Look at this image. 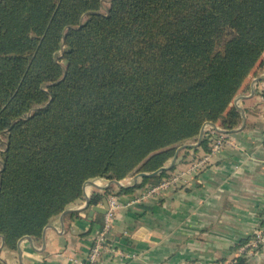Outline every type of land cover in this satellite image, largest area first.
Returning <instances> with one entry per match:
<instances>
[{"label":"trees","instance_id":"obj_1","mask_svg":"<svg viewBox=\"0 0 264 264\" xmlns=\"http://www.w3.org/2000/svg\"><path fill=\"white\" fill-rule=\"evenodd\" d=\"M105 1L0 0V237L10 250L41 237L89 180L153 173L206 122L238 127L234 99L264 68V0ZM217 134L200 145L210 151ZM186 147L182 157L197 158ZM174 169L94 191L90 204L135 196Z\"/></svg>","mask_w":264,"mask_h":264},{"label":"crops","instance_id":"obj_2","mask_svg":"<svg viewBox=\"0 0 264 264\" xmlns=\"http://www.w3.org/2000/svg\"><path fill=\"white\" fill-rule=\"evenodd\" d=\"M234 103L241 111V124L232 130L213 124L227 136L229 144L211 155L200 170L187 171L211 151L200 145L201 134L197 142L185 144L196 148L193 152L197 158L188 161L178 152L172 173H184L185 178L175 188L146 198L141 197L145 192L142 189H137L135 196L118 197L121 206L116 210L109 239L115 247L137 256L108 253L98 264L212 263L241 256L246 258L245 264H264V248L255 255L241 253V246L264 221V68H257L249 76ZM139 174L121 181L89 180L83 198L53 218L41 237L21 238L16 249L6 248L0 237V264L85 263L105 217L97 211L91 214L94 205L87 199L94 191L104 193L112 184L133 186L141 181Z\"/></svg>","mask_w":264,"mask_h":264},{"label":"built area","instance_id":"obj_3","mask_svg":"<svg viewBox=\"0 0 264 264\" xmlns=\"http://www.w3.org/2000/svg\"><path fill=\"white\" fill-rule=\"evenodd\" d=\"M213 129H214V125L209 122H206L202 130V136L204 133H207L210 130L212 131ZM228 144H229V139L225 134L219 133L215 135V137L212 139V145H211L212 147L210 153L201 160L197 161V163H195L191 168H189L188 169L189 172L192 173L200 170L201 166H204L209 161L211 155L222 151L224 147ZM183 178H185V176L182 174L174 175L170 179L162 182L160 185L153 186L148 190H145V192L141 197L146 198L151 195H156L163 190H167L169 188H175V185H177L178 182L181 183ZM108 201H109V207L107 212L105 213L103 225L100 228V230L96 233L95 238L90 246V251L89 254L87 255V260L83 264H98L100 262V259L105 254L108 253L120 254L121 256L127 258H135L137 256L135 253H128L122 249H119L118 247H115L113 243L109 240V233L115 223L116 210L121 206V203L119 201V198L116 197L115 195H109ZM262 248H264V226H260L255 232V237L251 238L247 243L241 246V253L255 255ZM236 263H237V259L231 261H217L212 263H206L202 260H189L181 264H236Z\"/></svg>","mask_w":264,"mask_h":264},{"label":"water","instance_id":"obj_4","mask_svg":"<svg viewBox=\"0 0 264 264\" xmlns=\"http://www.w3.org/2000/svg\"><path fill=\"white\" fill-rule=\"evenodd\" d=\"M209 123H211V122H209ZM211 124H213V123H211ZM202 130H203V129H202ZM201 135H202V132H201ZM186 146H187V145H183V146H180V147H179V149H178L176 155L173 157L172 162H171L170 165H167V166L161 167L159 170H157V171H155V172H153V173H140L139 176L153 175V174H155V173L158 172V171H161V170H164V169H169L170 167H172V166L175 164L176 159H177V156H178V152H179V150H180L181 148H183V147H186ZM113 181H115V180H113ZM87 203H88V204L90 203V199H87ZM108 207H109L108 197L105 196V197L103 198V201H102L101 204H99V205H94V206L92 207V209H91V214H93L95 211H97V212H101V213L105 214V213L107 212V210H108Z\"/></svg>","mask_w":264,"mask_h":264},{"label":"rangeland","instance_id":"obj_5","mask_svg":"<svg viewBox=\"0 0 264 264\" xmlns=\"http://www.w3.org/2000/svg\"><path fill=\"white\" fill-rule=\"evenodd\" d=\"M105 3H106V5H105V9H106V7L108 6V1L106 0ZM193 165H194V164H193ZM193 165H191L189 168H191ZM189 168H188V169H189ZM187 171L189 172V170H187ZM182 175H184V173H182Z\"/></svg>","mask_w":264,"mask_h":264}]
</instances>
